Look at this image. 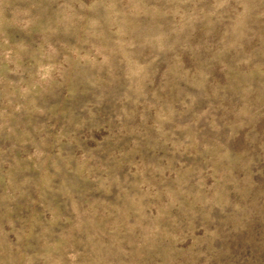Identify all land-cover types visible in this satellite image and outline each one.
<instances>
[{"label": "rangeland", "instance_id": "obj_1", "mask_svg": "<svg viewBox=\"0 0 264 264\" xmlns=\"http://www.w3.org/2000/svg\"><path fill=\"white\" fill-rule=\"evenodd\" d=\"M0 264H264V0H0Z\"/></svg>", "mask_w": 264, "mask_h": 264}]
</instances>
